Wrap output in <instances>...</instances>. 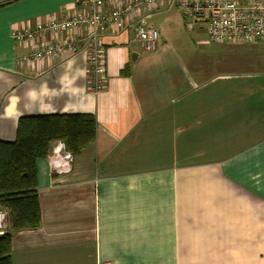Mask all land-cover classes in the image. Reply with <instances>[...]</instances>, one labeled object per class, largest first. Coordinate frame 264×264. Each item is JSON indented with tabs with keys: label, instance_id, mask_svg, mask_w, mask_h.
Listing matches in <instances>:
<instances>
[{
	"label": "crops",
	"instance_id": "crops-1",
	"mask_svg": "<svg viewBox=\"0 0 264 264\" xmlns=\"http://www.w3.org/2000/svg\"><path fill=\"white\" fill-rule=\"evenodd\" d=\"M83 0H0V141L19 120L91 114L96 140L68 173L37 161L42 223L12 234L11 264H264V43H214L163 3L106 29V87L76 56L36 64L13 29L72 17ZM105 10V9H104ZM47 40L40 41L44 43Z\"/></svg>",
	"mask_w": 264,
	"mask_h": 264
},
{
	"label": "built area",
	"instance_id": "built-area-1",
	"mask_svg": "<svg viewBox=\"0 0 264 264\" xmlns=\"http://www.w3.org/2000/svg\"><path fill=\"white\" fill-rule=\"evenodd\" d=\"M167 3L183 12L190 26L203 24L208 39L214 43H264V0H83L72 17L45 21L34 27L12 32L19 44L31 47L22 61L29 65L61 55L76 56L83 47V37L76 30L85 28L88 86L98 94L106 87V50L101 36L106 29L123 31L136 20L134 43L145 51H153L159 43V32L145 16L157 6ZM105 9V10H104ZM47 40L44 43L40 41ZM74 157L62 142L52 145L49 156L51 172L68 173ZM9 231V216L0 208V236Z\"/></svg>",
	"mask_w": 264,
	"mask_h": 264
},
{
	"label": "trees",
	"instance_id": "trees-1",
	"mask_svg": "<svg viewBox=\"0 0 264 264\" xmlns=\"http://www.w3.org/2000/svg\"><path fill=\"white\" fill-rule=\"evenodd\" d=\"M96 117L91 114L43 115L19 120L14 142L0 141V207L9 216V232L0 236V264H11L12 234L38 229L42 211L37 161L49 158L52 145L64 142L79 158L95 142Z\"/></svg>",
	"mask_w": 264,
	"mask_h": 264
},
{
	"label": "bare ground",
	"instance_id": "bare-ground-1",
	"mask_svg": "<svg viewBox=\"0 0 264 264\" xmlns=\"http://www.w3.org/2000/svg\"><path fill=\"white\" fill-rule=\"evenodd\" d=\"M17 29V28H16ZM14 30V29H13ZM82 30V29H81ZM64 143V142H63ZM66 146V145H65ZM71 153V152H70ZM74 157V156H73ZM10 227V226H9Z\"/></svg>",
	"mask_w": 264,
	"mask_h": 264
},
{
	"label": "rangeland",
	"instance_id": "rangeland-1",
	"mask_svg": "<svg viewBox=\"0 0 264 264\" xmlns=\"http://www.w3.org/2000/svg\"><path fill=\"white\" fill-rule=\"evenodd\" d=\"M1 208V207H0ZM2 209V208H1ZM10 224V223H9ZM9 232V231H8Z\"/></svg>",
	"mask_w": 264,
	"mask_h": 264
}]
</instances>
